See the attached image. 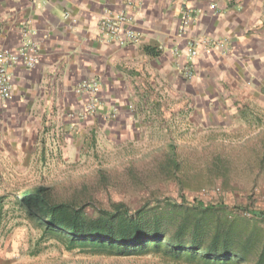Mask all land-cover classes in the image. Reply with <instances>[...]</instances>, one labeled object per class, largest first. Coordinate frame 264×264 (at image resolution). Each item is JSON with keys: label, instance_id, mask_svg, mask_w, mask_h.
<instances>
[{"label": "crops", "instance_id": "obj_1", "mask_svg": "<svg viewBox=\"0 0 264 264\" xmlns=\"http://www.w3.org/2000/svg\"><path fill=\"white\" fill-rule=\"evenodd\" d=\"M105 8L127 15L136 43L100 36ZM200 37L231 48L189 60L187 42ZM29 38L38 63L13 67L12 98L0 102V188L43 163L78 172L96 150L126 166L143 159L144 143L160 151L263 132L264 0H0V50ZM93 79L99 111L83 117L88 95L75 87Z\"/></svg>", "mask_w": 264, "mask_h": 264}, {"label": "trees", "instance_id": "obj_2", "mask_svg": "<svg viewBox=\"0 0 264 264\" xmlns=\"http://www.w3.org/2000/svg\"><path fill=\"white\" fill-rule=\"evenodd\" d=\"M92 143L95 148V139ZM223 144L226 143L186 149L170 143L160 150L161 161L150 166H147L150 157L143 163L129 161L124 166V163L113 164L106 160L97 150L93 153L94 160L99 163L98 171L104 168L102 161L108 162L109 168L115 166L123 171L130 184L133 174L136 179V175L141 174L137 171L147 168L152 170H147L146 177L150 178L146 181L154 180L153 185L165 180L175 182L182 204L173 205L169 210L147 209V205L131 210L123 202H110L108 208L97 210L96 217H88L84 214V207L74 204L72 199L64 201L56 197L51 187L46 186L22 192L18 205L41 229L38 246L52 239L68 252L77 251L92 258L130 259L154 255L175 264H264V227L255 225V221L264 225L263 211L234 206L235 210L243 212L237 219L219 200L203 202L194 197L191 204L183 205L184 191H197L204 178L207 185L216 186L217 181L224 188L230 185L231 176L237 172L234 169L245 160L239 164L236 157L224 155ZM231 144L237 152L250 145L256 152L255 166H242H254L264 172V129L257 142L231 141ZM177 150L188 155L197 154L198 150L204 161L208 159L207 153L210 154L202 164L203 171L188 174L181 170V161L185 159H178ZM100 178L104 180L102 173ZM133 184L140 183L135 181ZM214 191L218 192L217 189Z\"/></svg>", "mask_w": 264, "mask_h": 264}, {"label": "rangeland", "instance_id": "obj_3", "mask_svg": "<svg viewBox=\"0 0 264 264\" xmlns=\"http://www.w3.org/2000/svg\"><path fill=\"white\" fill-rule=\"evenodd\" d=\"M197 144L189 142L185 145L180 143L177 146L186 149L199 148L201 144ZM141 146L144 157L137 162L143 163L150 157L147 164L150 166L157 165L161 161L159 159L161 154L157 148L153 149V145L146 143ZM221 150L224 155L229 154L236 157L239 164L240 161L245 160L239 168L234 169L237 172L231 176L230 185L224 188L223 184L220 185L218 181L216 186L207 185V179L204 178L202 184L198 185L197 191H184L185 203L183 205L188 206L194 197H199L203 202L222 201L229 208L232 217L235 216L237 219L243 212L235 210L234 206L264 212V172L254 167L256 152L251 150L250 145L244 147L241 152H237L229 142L223 144ZM185 153L179 150L176 155L179 160L185 159L181 161V170L188 174L203 171L202 164L209 159L210 154L207 153L208 159L204 161L198 150L194 155ZM204 155L202 153V156ZM236 155H239V158ZM256 155L259 156V153ZM102 162L104 168L101 167L99 171V163L94 160L87 168L78 172L68 168L62 172L59 169L57 174L52 173L50 162L48 165L43 163L40 168L32 169L28 174L14 176L15 181L10 187L0 188V264H175L154 255L130 259L92 258L77 251L68 252L62 246L56 245L52 239L45 240L38 246L41 229L37 222L32 220L18 205V198L22 192L38 186L51 187L55 196L64 201L74 200V204L84 207V214L88 217H96L97 210L108 208L110 202H123L131 210L144 208L146 205L147 209L165 208L169 210L173 205L182 204L175 182L165 180L153 185L154 180L146 181L150 178L146 177L147 170L152 169L137 171L141 173L140 176L137 174L134 179L135 174H133L130 177L132 182L130 184L126 182L127 177L123 171L115 166L109 168L108 162ZM189 163H193L196 167L193 168ZM243 164L254 166L246 168L242 166ZM57 169L56 167L55 171ZM101 173L104 180L100 178ZM135 181L140 184H133ZM255 225L262 229L264 227L263 223L258 221H255Z\"/></svg>", "mask_w": 264, "mask_h": 264}, {"label": "built area", "instance_id": "obj_4", "mask_svg": "<svg viewBox=\"0 0 264 264\" xmlns=\"http://www.w3.org/2000/svg\"><path fill=\"white\" fill-rule=\"evenodd\" d=\"M188 16L189 11H186L182 26L178 29L180 35H184L188 27ZM127 22L128 17L124 12L110 11L107 8L102 9L100 16L96 19L98 32L105 40L136 43L138 40L137 34L127 26ZM22 31L23 36L27 37L28 32L25 29H22ZM187 43L185 55L189 60H193L201 54H210L214 50H224L226 52L230 46L226 39L214 41L205 37L191 39ZM18 63L23 64L27 69L34 68L38 63V47L30 38L16 51L0 50V102H6L12 98L11 70ZM99 92V83L94 79L83 81L75 87V93L88 95V100L83 107V117L97 115L99 111ZM57 145L56 142L55 149L58 148Z\"/></svg>", "mask_w": 264, "mask_h": 264}]
</instances>
